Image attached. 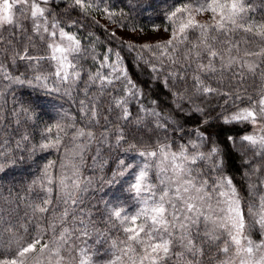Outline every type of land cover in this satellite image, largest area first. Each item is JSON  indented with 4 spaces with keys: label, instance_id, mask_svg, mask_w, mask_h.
<instances>
[{
    "label": "snow or ice",
    "instance_id": "1",
    "mask_svg": "<svg viewBox=\"0 0 264 264\" xmlns=\"http://www.w3.org/2000/svg\"><path fill=\"white\" fill-rule=\"evenodd\" d=\"M106 3L0 0V84L7 81L6 88L33 89L52 107L64 97L71 98L80 83L85 95L78 109L84 127H77L76 117L65 110L57 113L54 123H45L44 142L34 145L28 156H16L7 141L0 142V174L25 164L37 150L59 149L68 130L73 144L65 153L72 161H83L84 151L93 142L122 151L111 175L98 178V190L107 186L120 191L102 201L106 227L96 230L97 245L110 241L103 249L110 258L100 257V247L79 248L78 256L72 255L77 248L70 241L77 231L88 236L87 225L80 220L82 229L70 231L64 226L69 217L75 220L83 193L97 178H84L80 164L64 162L60 168L65 172L56 175V162L48 161L28 186L29 192L38 186L44 198L37 196L27 205L32 220L47 226L30 236L27 227L8 219L10 212L0 207V264H264V194L258 195L260 187L252 183L248 185L251 201H242L230 175L238 142V155L249 168L244 175L264 169V0H173L162 14L163 26L153 24L150 29L159 33L162 27L167 39L144 42L141 38L149 35L145 27L124 22L127 17L122 11L101 9ZM61 4L64 7L57 12ZM93 12L114 25L105 27L108 46L103 53H96L94 43H82L94 36L92 32L79 35L88 26L81 16L101 26ZM119 29L127 30L128 36H118ZM239 34H244L243 40L237 38ZM126 50L137 53L134 67L149 71L148 83L159 84L171 96L167 111L159 99L144 103L147 93L132 78L122 55ZM88 59L94 71L84 67L82 61ZM18 62L32 69V74H13L10 67ZM44 64L50 71L42 70ZM93 86L98 94L89 97ZM110 88L120 94L111 96L107 111L115 108L119 114L114 124L103 116V131L97 135L93 128L100 125L102 113L97 101ZM214 98H219L215 105ZM133 102L135 116L130 108ZM21 113L30 121L42 119L31 104L22 107ZM239 125L252 130L237 131ZM81 138L85 143H76ZM25 141H29L27 134L16 149ZM249 151L253 156H247ZM205 162L214 177L200 167ZM106 164L104 160L98 167L103 170ZM260 184L264 185V179ZM54 188H58L56 202L64 205L59 215L53 207ZM20 229L28 239L19 235ZM48 232L51 239L42 242ZM113 232L122 238H113ZM253 232L261 237L259 241L251 238Z\"/></svg>",
    "mask_w": 264,
    "mask_h": 264
},
{
    "label": "trees",
    "instance_id": "2",
    "mask_svg": "<svg viewBox=\"0 0 264 264\" xmlns=\"http://www.w3.org/2000/svg\"><path fill=\"white\" fill-rule=\"evenodd\" d=\"M59 3V0H57ZM173 3V0H107L106 4H101L100 7L103 9L104 7L111 8L112 11L120 13L121 11L126 14L127 19L124 22H128L131 24H137L145 27L146 33H149L148 36H154L153 41L157 39H167L168 33L163 31L161 27V31L159 33H151V25L158 24L163 26L165 21L163 20V12L164 10ZM52 7L55 8V5ZM64 5L61 4L59 8L55 10L57 12L63 9ZM92 15L96 20L100 21L101 26H96L92 24L90 19H86L84 17H79L83 23L88 25L85 27L79 35L86 36L88 32H92L94 34L93 37L82 40V43L86 45L95 44L96 53H103L107 45L105 27L109 29H113L114 25L110 22H107L106 16H101L99 12H93ZM74 17L78 16V13H73ZM201 19H203L201 17ZM67 30V29H66ZM72 31H76V29H72ZM127 32L125 29H119L117 31L118 36H123L121 33ZM7 35V32L5 33ZM126 37V36H125ZM240 40L244 39V34H239L237 37ZM146 40V39H145ZM140 42H144V39ZM39 43V41H37ZM117 44L119 41L116 42ZM136 52H128L127 50L122 53V55L126 56V62L128 64V69L132 74V78L137 81L140 85L144 87L145 93H147V98L144 99V103L147 104L149 99H159L161 102V106L164 107L165 111L168 110V105L171 101V96L168 92L160 87L159 84L152 82L148 83L150 76L149 71L146 70L143 66L134 67L133 65L136 61L133 59L136 56ZM149 54L145 53L147 57ZM85 68L95 70V66L91 59L86 61H82ZM43 71H50L47 64H44ZM10 71L13 74L19 73H27L29 76L32 74V69L27 68L24 63L18 62L15 68L10 67ZM83 79H87L85 76ZM249 84L252 83L251 78L248 81ZM7 85V81L2 82L0 84V91L3 92V95L0 96V142L7 141V146L11 149L12 152L15 153L16 156H28V152L31 151L32 147L38 146L40 143L44 142L41 139V131L45 125L54 123L57 119H59L57 113L63 112L67 110L69 116L76 117L77 127H84V123L81 122L80 117L83 115L78 111L80 105L79 100H84L85 95L83 92L84 84L80 83L73 91L72 97H64L60 99L59 104L55 107H52L50 102H44L40 98H38L33 91V89L20 87L13 85L11 87H4ZM213 86H216L213 84ZM119 84L116 85V88H119ZM251 91V89H249ZM93 94H98V89L93 86L90 88L88 96L91 97ZM113 91L111 88L108 92L99 98L97 101L98 105L102 107V113L100 118V125L93 128V131L99 135L101 131H103V126L105 121L103 120V116H108L109 120L116 122V117L119 114V110L113 109L111 113L107 111L108 105L110 103L111 96L119 95ZM219 98L212 99V104L215 105ZM199 103V101H197ZM223 103V101H219ZM31 104L33 108L37 112L40 113L42 119L39 121H30L25 118V116L21 113L22 107H27ZM60 104L63 105V108H60ZM131 111L133 115H136L137 108L135 103L133 102L130 105ZM219 111V109H217ZM16 113V115H14ZM19 120V123H17ZM122 123V122H121ZM243 129L245 132L251 131V126L239 125L237 126V131ZM69 135L64 138V141L59 149L51 148L44 151L37 150L35 154L29 159L25 164H18L14 168H10L6 173L0 174V207L4 208L10 215L7 216L8 219H12L15 223L20 225H24L28 229V233L30 236H35L39 227H46V223L44 221H40L39 224L35 220L31 218V210L27 207L28 203L37 200V196L40 198H44V193L40 191L39 187H35L31 192L28 191V186L31 182L37 179L41 174L42 166L48 161H55L56 165L53 169V172L56 175H60L65 172V169L60 168L61 162L66 164L77 163L80 164V171L82 173V177H96L97 179L94 181L93 185L88 188V190L83 193V204L80 205L79 209H76V217L73 220L72 217H69L68 223L65 224V227H68L71 231L72 229H82L84 225L79 223L80 220H83L87 225V231L89 233L88 236H81L80 232L77 231L74 233L73 239L70 241L71 244L76 245V252H73L72 255L78 256L79 248H88L90 250L100 247V257L104 260L110 258V256H105L103 253V249L108 248L110 245V241L105 243L102 247L96 244V230H104L106 216L102 215L104 210L103 200H108L114 198L115 195H119L120 191L118 188L113 189L107 186H104L102 190H98L101 188V184L99 181V177L102 176H110L111 170L115 168V161L118 157H122L124 153L114 147H111L109 144H103L100 142L91 143L87 149L83 153V161H80L77 158L75 161H72L69 157L66 156L65 149L71 148L73 142L71 141L72 131L68 130ZM27 134L29 136V141L22 142V147L17 150L16 143L21 141L22 136ZM111 143L114 145V138H110ZM76 143H85L84 139L76 141ZM121 147H127V145H122ZM240 148L239 142L237 143V149L233 151L232 159L234 163L231 167L230 175L234 176V183L236 184L239 195L244 200L251 201V197L249 195L250 189L248 187L249 184L255 183L260 187L259 194H264V185L260 184V181L264 179V169H262L259 173L251 175L250 177H246L244 175L245 172L249 171L248 166L244 165L243 160L238 155V150ZM131 155V154H129ZM248 157L253 156V153L249 151L247 153ZM107 160V164L104 166L103 170H100L98 165ZM201 168L206 173H209L213 177L215 176L214 172H209L207 167V162L200 165ZM70 174V172L68 173ZM58 194V188H54L52 193L53 199V207L57 209V215L59 212H62L64 209L63 204H59L56 202V197ZM20 197L21 199L17 202L16 198ZM15 210V211H12ZM25 213H28L29 216L26 219ZM59 230H57V236L59 234ZM200 231L203 232L204 228L201 226ZM20 236H25V233L22 229L19 230ZM253 238L257 241L260 240V236L253 232ZM52 233L48 232L42 238V242H47L51 239ZM113 238L119 236L122 238V234L118 232L112 233ZM255 237V238H254ZM225 236L223 239H226ZM5 241L8 239V234H5ZM25 239H28V236H25ZM222 243V241H221ZM215 251V249H213ZM68 256V253H64ZM171 264H177L176 261H172Z\"/></svg>",
    "mask_w": 264,
    "mask_h": 264
},
{
    "label": "rangeland",
    "instance_id": "3",
    "mask_svg": "<svg viewBox=\"0 0 264 264\" xmlns=\"http://www.w3.org/2000/svg\"><path fill=\"white\" fill-rule=\"evenodd\" d=\"M123 36H128V32H123V33H121ZM155 38V35L154 36H145V37H143V38H141V40H145V39H151V40H153ZM252 238H253V235L251 236ZM255 238V237H254ZM255 240V239H254Z\"/></svg>",
    "mask_w": 264,
    "mask_h": 264
}]
</instances>
